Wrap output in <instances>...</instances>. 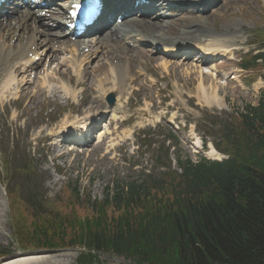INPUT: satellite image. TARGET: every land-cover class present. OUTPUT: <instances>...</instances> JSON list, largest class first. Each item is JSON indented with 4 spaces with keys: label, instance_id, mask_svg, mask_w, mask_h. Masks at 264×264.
Wrapping results in <instances>:
<instances>
[{
    "label": "rangeland",
    "instance_id": "obj_1",
    "mask_svg": "<svg viewBox=\"0 0 264 264\" xmlns=\"http://www.w3.org/2000/svg\"><path fill=\"white\" fill-rule=\"evenodd\" d=\"M183 15L185 14L177 17L189 24L200 25L207 34L223 32V37L228 43L226 47L234 50L225 54L224 51L217 53L214 48L210 57H206L208 62L205 64L197 60L198 52L187 58L166 60L159 53L153 54L152 56L161 57L160 62L169 61L171 64L174 61H183L187 65L181 73L170 75L174 78L182 75L179 83L177 79L168 80L170 76L165 80L166 74L162 72L157 76L159 80L155 90L149 87L139 93L134 92L133 104H128L127 113L124 115L130 120L128 125L124 124V128L130 127L132 133L127 140L123 139L120 129L113 128L112 139L109 137L100 144L93 143L80 150L56 141L59 138L53 135L56 126H60L66 119H75L79 114L86 115L84 105L90 104L91 95L81 99V102H85L82 108L70 105L74 103L71 98L65 100L45 94L40 96L34 94L33 90H30L31 95L21 93L16 96L12 91L10 98L5 96L0 101V250L7 252L5 256L0 257V261H6L17 254H32L39 256L37 264H78L76 257L79 252L78 249L51 252L20 249L14 235L16 217H13L15 212H19V205L11 202L4 187L5 183L1 180L4 178L1 151L14 152L17 160L24 157L32 162L34 160L33 164L38 167L43 187L51 199L60 198L64 185L69 184V190L75 188L81 196V202H84L82 207L76 206V213L92 215L85 199L103 198L105 192L112 194L117 185L122 186L137 178L140 165H148L151 162L149 158L141 159L140 152L138 154L136 151V142H141L143 137L142 133L139 134V131L144 129L142 126L148 123L149 127L156 126L159 120L165 124L170 122L171 127L178 129L182 154H189L195 159L198 155H205L208 149V144L204 145L203 149L197 146L196 140H201L202 137L195 129L199 120L209 119V116L214 114H232L248 104H258L260 91L264 90V66L256 71H244L237 63L240 56L246 52H250L248 57H253L257 52L264 51L263 42L253 43L257 39L256 31L264 29V0H221L208 10L200 9L190 11L187 16ZM176 30L179 32V28ZM63 70L69 72L66 67ZM5 80L6 76L0 77V84L6 82ZM200 82L204 84L208 95L217 94L216 104L209 105L206 102L201 94L203 88ZM77 89L82 90L79 85ZM157 91L160 96L156 99L145 98L147 95L156 96ZM138 94L139 98L149 101H138L139 103L135 104ZM79 95L75 100L77 102L80 101ZM63 111L65 113H62ZM13 144L16 145L15 148ZM175 157L176 154H172L171 160L174 161ZM137 166L138 169L134 171ZM17 172L13 163L6 177H11L12 173L15 175ZM16 179L18 182L23 181L20 175L16 176ZM123 189L125 190V186ZM68 195L70 193L65 191L62 203L60 201V207L64 211L68 210ZM25 220L29 221L31 217L28 216ZM99 258L102 264H131L123 257L109 253H101Z\"/></svg>",
    "mask_w": 264,
    "mask_h": 264
},
{
    "label": "trees",
    "instance_id": "obj_2",
    "mask_svg": "<svg viewBox=\"0 0 264 264\" xmlns=\"http://www.w3.org/2000/svg\"><path fill=\"white\" fill-rule=\"evenodd\" d=\"M242 66L258 70L264 53ZM218 122L216 145L228 160L179 157L180 172L168 166L104 202L85 200L92 215L76 213L78 192L70 213L34 204L18 238L36 248L86 247L78 264H102L99 252L131 264H264V92L258 105Z\"/></svg>",
    "mask_w": 264,
    "mask_h": 264
},
{
    "label": "bare ground",
    "instance_id": "obj_3",
    "mask_svg": "<svg viewBox=\"0 0 264 264\" xmlns=\"http://www.w3.org/2000/svg\"><path fill=\"white\" fill-rule=\"evenodd\" d=\"M48 3L49 1H53V0H46ZM123 1V0H121ZM155 1H159L157 5H155V7L157 8H161L162 10L166 9V8H172V4L175 3L176 1L179 2L180 4H187V3H190V4H195V5H198L199 3L200 4H203V3H206L207 0H155ZM60 7V10H62V8H65V1L62 2H58L57 3ZM49 12V17L48 19L50 21L53 20V22H57L56 24L58 25L59 24V20H54V17L53 15H58L59 14V11L57 9H52L51 10H48ZM32 16V14L30 15ZM170 16V13H167V12H162L161 15L159 17H156L158 20H154V21H149V20H146V19H136V20H133L132 23L129 25L127 24H124V23H120V24H117L115 26L116 30L117 29H120L121 27H124L126 31H129L128 30V27H131V26H140V24H146L147 26H150V28H154V27H157L158 29H161V31H166V30H170L169 29L171 26H172V22H170V20L168 18ZM155 19V18H154ZM18 20V19H17ZM36 21H34L35 23ZM18 23H19V20L16 21V24L17 25H14L11 23V22H7V26H5V28L3 29H0V56H2V62H6V67H5V72L6 73H11V79L9 80V84H5V83H1L0 84V99H2L5 94H7L8 96H10V94L12 93L13 89L10 87L12 84L15 88L19 89V92H22L24 94H27L29 91L28 87H27V84L28 82H26L24 79H22V77L24 75H26L27 73V70L25 69H21L19 71L18 67L16 70H11V67L13 65H15L13 63V61L9 58L10 54L11 53H15L16 55L15 56H18V53H19V58H23L24 56L27 55V52H30L31 49L33 48V46L36 44V38L35 36H44V39H42L41 42H47L50 41V43L53 44V41L55 40V38L52 36H50L51 34H48L46 32V30H41V32H39V34H37V32L40 30L38 29L37 27H35L34 29V33L32 35V38L30 40V45L27 46V49L25 52H23V50H19V51H16V52H11L9 53L8 52V49L9 47H6V43L11 39V34L12 32L18 28ZM59 26V25H58ZM62 26V25H61ZM198 27V30H195L193 28H188V29H181L180 32L177 34L178 38L176 39H165L164 38V35H163V32L160 34L161 36L159 37H155L153 39H151V37L149 36V38L146 36V37H143L140 36V37H135L133 35H135L134 33H131V35H129V40L131 42V45L132 42L133 43H136V42H149V43H152L154 46H157L159 44H162L164 46V53H166V51L168 50H172L174 52L175 49H189V48H193V49H196V50H205L207 53H205V55L203 56H206V54L208 55L211 50H213L214 48L216 49V52H223L224 53L226 52H232L234 49L232 50H229L228 47H226L228 45V43L225 41V37L224 36V33L220 32V33H215V32H211L209 34H207V32L203 31L202 28L200 27V25H197ZM116 30H109V32H105V34L98 38L97 41H88L87 42V45H95V46H98V45H101L103 44L105 41H108V40H111L113 38H116L118 40V34H117V31ZM5 32V33H3ZM160 32V31H159ZM3 33V34H2ZM155 34V33H154ZM152 34V35H154ZM200 34V35H199ZM64 35V34H63ZM62 35V36H63ZM61 38V37H60ZM148 38V40H147ZM121 40V39H120ZM122 41V40H121ZM95 42V43H94ZM47 43H45L44 45H41V43H39L38 45H41L42 47L43 46H46ZM65 44V42H60V45L63 47ZM82 45V44H81ZM86 45V46H87ZM135 46V45H133ZM62 47H60V49H58L59 51H62ZM54 49V48H53ZM52 49V50H53ZM25 50V49H24ZM74 50V53H76L75 55L79 57V59H77V62L78 63H81V64H86L87 61L85 60V55L84 53L82 52H77L78 50L76 49L75 51V48L72 49ZM33 54H38V51L37 49L35 50V52ZM40 54V52H39ZM52 59L54 60H57L58 59V56H56L55 54L51 55ZM102 57H106L104 52L102 53ZM139 57V56H138ZM121 59L122 61L119 62L118 64H114L112 65L111 67V71H114V70H117L118 68L122 67V65H126V66H129L130 62H128L127 59H124L122 56H121ZM203 62V60L201 59L200 60V63ZM18 63V61L16 62ZM129 65H128V64ZM22 65V64H21ZM186 66V63L185 62H182V63H171L170 65H168L164 70L166 71L167 74L169 75H174V74H179L183 71V68ZM82 68V67H81ZM100 71V67L97 65L93 68H91L89 74L92 75V76H95L99 73ZM109 71V72H111ZM118 72H121V71H117L116 73ZM1 72H0V76H1ZM14 74L16 75H19L17 77L14 76ZM53 74L55 75H59V70L58 69H55ZM77 76H83L84 74L80 72H77L76 73ZM85 76V75H84ZM83 76V77H84ZM180 77H182V75H179L177 77V80L178 81H181L180 80ZM103 81V80H102ZM123 81H124V77L122 78L120 84H119V88H120V91L119 93H116V99H117V104L119 102V96L121 94H123V92H125V89L124 87H122V84H123ZM45 84V81L43 82V85ZM201 86L203 88L202 92V96L205 98L206 102L209 104V105H214L217 103V94H214V96H210L208 95V91L207 89L204 87V84L201 83ZM113 90V89H112ZM66 91H69L68 88H66ZM98 91V90H97ZM72 92H74V90H72ZM110 92V91H109ZM109 92H107V90H100L99 91V96L101 99H104L103 96L105 94H108ZM113 92V91H112ZM105 100V99H104ZM93 103H99L97 100H94ZM69 127V126H68ZM68 127H63L61 129V131H65L66 129H68ZM60 131V130H59ZM58 131V133H59ZM80 134V137H82L83 135ZM200 141H198V144H199ZM210 156L216 158L218 157L219 153L217 151L214 150L213 147H211L210 149V152H209ZM38 259H39V256H34V255H28V256H22L21 254H17V256L15 258H12V259H7L6 261H2L0 262V264H37L38 262Z\"/></svg>",
    "mask_w": 264,
    "mask_h": 264
}]
</instances>
